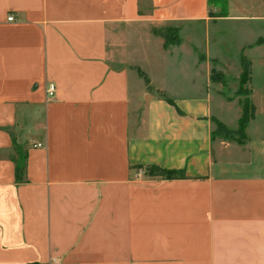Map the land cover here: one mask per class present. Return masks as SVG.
Here are the masks:
<instances>
[{
  "label": "crops",
  "instance_id": "crops-1",
  "mask_svg": "<svg viewBox=\"0 0 264 264\" xmlns=\"http://www.w3.org/2000/svg\"><path fill=\"white\" fill-rule=\"evenodd\" d=\"M214 10L0 0V264H264V37L231 65L207 33L264 16ZM241 56L254 114L237 142L214 121L237 128Z\"/></svg>",
  "mask_w": 264,
  "mask_h": 264
},
{
  "label": "rangeland",
  "instance_id": "rangeland-1",
  "mask_svg": "<svg viewBox=\"0 0 264 264\" xmlns=\"http://www.w3.org/2000/svg\"><path fill=\"white\" fill-rule=\"evenodd\" d=\"M213 7H215L214 12H211V16L218 17L221 15V10L219 6L220 0H210ZM227 10L233 16H264V0H226ZM255 23H222L217 24L216 26H210L208 33V37L211 43L222 42L225 45L226 53L230 56L228 57L231 65L239 57V49L237 48L239 45L235 47V44H240L245 42L246 40H251L258 36V34H263L264 37V24L260 27L252 26ZM261 36V35H260ZM234 40V42L232 41ZM198 41L202 43V37H198ZM244 54V53H243ZM264 80V73L259 74L258 77L255 78V82H260ZM227 81V89L225 93L229 96H233L234 87H238V91L241 89V94L237 92V99L240 102L248 99L245 96V91H248V85L243 84L239 89L240 83H234L230 78L226 79ZM233 82V83H232ZM145 97L143 98V102H145Z\"/></svg>",
  "mask_w": 264,
  "mask_h": 264
},
{
  "label": "trees",
  "instance_id": "trees-1",
  "mask_svg": "<svg viewBox=\"0 0 264 264\" xmlns=\"http://www.w3.org/2000/svg\"><path fill=\"white\" fill-rule=\"evenodd\" d=\"M219 6L221 10V15L218 17H226L227 16V4L226 0H220ZM208 4L212 6L211 1L208 0ZM163 37L165 40V46L169 45H177L179 44L180 40L177 34V29L174 28H166L163 30ZM240 65H241V75H240V86L239 89L243 84L249 83L250 80V63L249 61L241 56L240 58ZM241 89L238 91L239 94H241ZM245 96L248 97L249 95V89L248 91H245ZM241 106V116L237 123V128L235 130H229L219 122L214 121L215 125V136L222 137L225 140H231V141H243L245 139V130L250 122V120L253 117L254 109L249 102L248 99H246L243 102H240ZM19 173H22V168H18ZM145 175L148 177H159L165 180H173L181 177V173L178 171L173 170H162L158 167L150 166L147 169H145Z\"/></svg>",
  "mask_w": 264,
  "mask_h": 264
},
{
  "label": "built area",
  "instance_id": "built-area-1",
  "mask_svg": "<svg viewBox=\"0 0 264 264\" xmlns=\"http://www.w3.org/2000/svg\"><path fill=\"white\" fill-rule=\"evenodd\" d=\"M7 21H8V22H12V21H13V17H11V16L8 17V18H7ZM54 92H55V87H54V85H52V84L48 85L47 90H46L47 98H49V99L52 98L53 95H54ZM34 147L40 148L41 145H40V144H36Z\"/></svg>",
  "mask_w": 264,
  "mask_h": 264
}]
</instances>
